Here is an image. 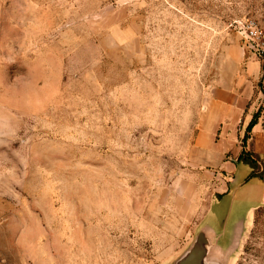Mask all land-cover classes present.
<instances>
[{"label":"rangeland","instance_id":"obj_1","mask_svg":"<svg viewBox=\"0 0 264 264\" xmlns=\"http://www.w3.org/2000/svg\"><path fill=\"white\" fill-rule=\"evenodd\" d=\"M249 23L264 0H0V264H176L200 232L218 264H264V201L223 249L206 221L234 174L264 189ZM253 59L228 128L214 90Z\"/></svg>","mask_w":264,"mask_h":264},{"label":"water","instance_id":"obj_2","mask_svg":"<svg viewBox=\"0 0 264 264\" xmlns=\"http://www.w3.org/2000/svg\"><path fill=\"white\" fill-rule=\"evenodd\" d=\"M251 170H252V168H251ZM234 177H235V175H234ZM251 179H254L253 181L258 183V184L256 183L257 187L243 191L241 194L237 195L236 199L231 203L225 202V198H222V200H220L221 198H217L211 204L210 210H209L207 217H206L207 218L206 221L208 223V226L212 230L213 237L216 241L215 245L219 249H223V248L227 247V246H222L220 244V240L224 236L228 225L231 224L230 222H232L234 224V228L232 231V238H234L235 234H240L241 231H243V228L245 227V225H247L252 219L253 213H251V215L247 216V212H246L244 218H240L236 222L234 220L231 221V218H232V215L234 212L235 204L237 203V205L238 204L243 205V203H247L246 206L248 207L251 200H253L255 198V195L257 193H259V190L261 191L262 196L264 198L263 185L255 177H253ZM244 181L245 180L237 183L236 178H235V181H234V179H232L230 191L234 190L236 187H241V185H242V183H244ZM234 183H237V184L233 185ZM256 188H258V189H256ZM246 194H249V196H247ZM263 201L264 200H262L260 203H258V206H260ZM215 203L217 204V208L219 209L217 214H216V211H214V209H213L215 206ZM223 207H225L226 209H223ZM210 217L215 218L216 223H214V224L209 223L208 220ZM231 241H232V239H231ZM213 246H214V244L211 242V237L209 235H207L205 232H200L198 234L196 241L193 244L192 248L176 264H218V262H212L209 260V254H210L211 250L212 249L215 250V248Z\"/></svg>","mask_w":264,"mask_h":264},{"label":"crops","instance_id":"obj_3","mask_svg":"<svg viewBox=\"0 0 264 264\" xmlns=\"http://www.w3.org/2000/svg\"><path fill=\"white\" fill-rule=\"evenodd\" d=\"M260 64L257 62V60H251L248 65V71L244 78H237V82L235 83L233 80L231 83H228L227 85H223V87H219L214 90L213 98H212V106L215 108L216 112L219 114V122L223 121L224 118L228 117V123L227 127L230 128L233 125V122L235 121L232 118H237L238 115L245 112L247 105L249 103V100L252 96V89L250 86L246 85V79H249V77L256 76L259 73ZM242 81L244 83L242 84ZM231 117V119H230ZM232 123V124H231ZM220 126V125H219ZM237 156L236 159L233 160L235 168L234 173L237 172L239 163V156ZM232 162V161H231ZM252 170L250 169V173L246 175L244 183H242L241 187H236L234 190L230 191V188L226 190L224 194H222L221 199L225 198V202H233L236 199V196L241 194L243 191H246L247 189H252L257 187V182L253 181L254 179H251V173ZM247 174V173H246ZM235 175V174H234ZM235 181V177H233ZM257 183V184H256ZM258 189V188H256ZM262 196L261 191L259 190V193L255 195V198L251 200L249 203V206L247 207V216L251 215L259 206L258 203H260L264 198ZM224 203V202H223Z\"/></svg>","mask_w":264,"mask_h":264},{"label":"built area","instance_id":"obj_4","mask_svg":"<svg viewBox=\"0 0 264 264\" xmlns=\"http://www.w3.org/2000/svg\"><path fill=\"white\" fill-rule=\"evenodd\" d=\"M246 36L253 42V47L257 55L264 54V32L259 30V28L254 23H249L243 26ZM262 43V44H261Z\"/></svg>","mask_w":264,"mask_h":264},{"label":"bare ground","instance_id":"obj_5","mask_svg":"<svg viewBox=\"0 0 264 264\" xmlns=\"http://www.w3.org/2000/svg\"><path fill=\"white\" fill-rule=\"evenodd\" d=\"M209 260L212 262H219L220 261V257L218 255V252L214 249L211 250L210 254H209Z\"/></svg>","mask_w":264,"mask_h":264},{"label":"trees","instance_id":"obj_6","mask_svg":"<svg viewBox=\"0 0 264 264\" xmlns=\"http://www.w3.org/2000/svg\"><path fill=\"white\" fill-rule=\"evenodd\" d=\"M251 125H254V123H251ZM238 161L250 165V162H248L249 160H246L245 157H244V152H242V154L239 156V160ZM253 177H254V175L251 174V178H253Z\"/></svg>","mask_w":264,"mask_h":264}]
</instances>
